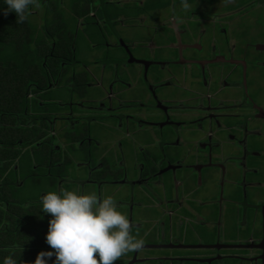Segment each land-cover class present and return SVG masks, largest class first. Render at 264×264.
Segmentation results:
<instances>
[{
	"label": "flooded vegetation",
	"instance_id": "flooded-vegetation-1",
	"mask_svg": "<svg viewBox=\"0 0 264 264\" xmlns=\"http://www.w3.org/2000/svg\"><path fill=\"white\" fill-rule=\"evenodd\" d=\"M82 1L60 97L24 123L56 154L33 181L123 197L143 245L116 263L264 264V0ZM138 194L160 219L135 221Z\"/></svg>",
	"mask_w": 264,
	"mask_h": 264
},
{
	"label": "trees",
	"instance_id": "trees-1",
	"mask_svg": "<svg viewBox=\"0 0 264 264\" xmlns=\"http://www.w3.org/2000/svg\"><path fill=\"white\" fill-rule=\"evenodd\" d=\"M39 5L44 12L38 11ZM70 6L68 15L59 0H38L23 21L12 11L0 10V260L12 254L19 264H30L39 251L51 248L45 239L51 214H42L40 204L41 192L49 189L43 179L41 186L33 181V165L46 169L56 154L43 142L36 144L44 131L24 123L35 116L32 112L45 110L40 100L60 97L49 82L68 79L62 62L70 50L76 15L88 9L82 0H71ZM50 107L58 109L56 104ZM60 167L68 174V162ZM50 180L56 190L55 178ZM46 259L51 264L55 257Z\"/></svg>",
	"mask_w": 264,
	"mask_h": 264
},
{
	"label": "clouds",
	"instance_id": "clouds-1",
	"mask_svg": "<svg viewBox=\"0 0 264 264\" xmlns=\"http://www.w3.org/2000/svg\"><path fill=\"white\" fill-rule=\"evenodd\" d=\"M4 12L12 11L19 21L27 18L38 0H4ZM187 9L190 0H181ZM41 212L50 213L45 239L50 250H41L30 264H115L118 258L143 245L131 231L128 215L112 194L61 187L40 195ZM0 264H19L5 255ZM27 264V262H25Z\"/></svg>",
	"mask_w": 264,
	"mask_h": 264
},
{
	"label": "crops",
	"instance_id": "crops-1",
	"mask_svg": "<svg viewBox=\"0 0 264 264\" xmlns=\"http://www.w3.org/2000/svg\"><path fill=\"white\" fill-rule=\"evenodd\" d=\"M88 191H91V188H89V190ZM139 196V197H138ZM123 197H116L115 199H116V201H117V204H120V200L122 199ZM126 199V198H125ZM127 200V199H126ZM132 200V202H131V205L134 207V210H135V214H136V219H135V221L136 222H138V224H143L144 225V223H145V221H151V220H153V221H156V220H158V219H160V217H161V212H159L158 210H156V208H155V206H156V201H154L153 199H145L144 197H141L140 198V195L138 194L137 196H136V198L134 197V198H132L131 199ZM118 207L120 208V210L121 211H125V209H122V206H120V205H118ZM123 211V212H124ZM249 211V213H250V210H248ZM229 220H230V223H233V220H240L241 219V217H240V215L238 216V218L237 219H233V218H231V217H229L228 218ZM260 219V218H259ZM246 222L245 223H247V222H249L250 224H252V216H250L249 214L248 215H246ZM261 220H263L264 221V213H262V217H261ZM152 221V222H153ZM257 226H260V223L257 225ZM156 232H158V231H156ZM228 232V231H227ZM231 232V233H230ZM229 232V235L228 234H226V238H228V241H230V242H236L237 241V239L242 235V233H243V231H230ZM244 233H245V231H244ZM244 233H243V237H248V235H244ZM158 234V233H157ZM157 234L155 235H153V236H148L147 237V240H151V241H155L156 240V236H157ZM143 234H141L140 233V235H138V236H142ZM253 235H254V239L255 240H257V238L258 237H261V236H263V239H264V231H260V230H255V231H253ZM248 239V238H247ZM255 240H251V242H255ZM150 241V242H151ZM146 250V249H145ZM148 250V249H147ZM153 252V251H152ZM238 252H239V250H238ZM159 253H161V251H159V250H157L156 252H154V253H150V254H153L152 255V257H154V258H152V259H156V257L157 256H155V255H158ZM252 253H254L255 254V250H252L251 251V253L250 254H252ZM144 262H146V260L144 259L143 260ZM133 262H135V260H132V261H130L129 262V264H133ZM148 262V261H147Z\"/></svg>",
	"mask_w": 264,
	"mask_h": 264
},
{
	"label": "rangeland",
	"instance_id": "rangeland-1",
	"mask_svg": "<svg viewBox=\"0 0 264 264\" xmlns=\"http://www.w3.org/2000/svg\"><path fill=\"white\" fill-rule=\"evenodd\" d=\"M257 16H258L257 18L259 20H262V7L258 9ZM250 19L255 21V18L254 17H250ZM257 23H259V22L257 21ZM260 28H258L259 31H260ZM115 264H124V263L122 261V263H116L115 262ZM133 264H135V263H133ZM136 264H138V263H136ZM141 264H155V262L154 261H148V262L147 261L146 262L143 261Z\"/></svg>",
	"mask_w": 264,
	"mask_h": 264
}]
</instances>
